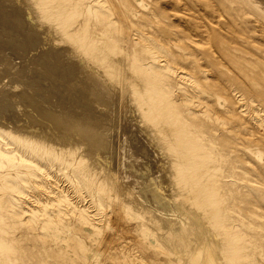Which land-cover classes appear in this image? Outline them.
I'll use <instances>...</instances> for the list:
<instances>
[{
	"label": "rangeland",
	"instance_id": "obj_1",
	"mask_svg": "<svg viewBox=\"0 0 264 264\" xmlns=\"http://www.w3.org/2000/svg\"><path fill=\"white\" fill-rule=\"evenodd\" d=\"M21 1L14 5L16 16L0 20V116L18 112L25 101L21 89L38 91L60 105L58 111L101 116L113 153L99 151L102 171L111 172L103 197L68 177L21 188L17 224L6 220L0 232L10 240L0 264H187L182 226L205 217L211 229L212 200L234 209L230 223L241 225L246 236L233 242L230 232L215 229L229 255L247 264L241 260L246 246L264 264V1L93 0L99 7L94 13L110 21L123 52L121 74L107 87L111 104L103 109L88 99L90 83L79 76L70 44L48 40L27 25ZM80 22L67 34L74 35ZM136 67L142 71L137 79ZM154 74L176 105L178 126L163 116L151 120L163 105L136 101L131 88L146 90L148 83L140 80ZM175 129L183 143L170 141ZM229 139L233 147L227 150ZM202 144L207 149L201 153ZM199 153L195 167L175 180L172 162ZM200 190L213 195L200 196ZM192 195L200 196L196 208Z\"/></svg>",
	"mask_w": 264,
	"mask_h": 264
},
{
	"label": "bare ground",
	"instance_id": "obj_2",
	"mask_svg": "<svg viewBox=\"0 0 264 264\" xmlns=\"http://www.w3.org/2000/svg\"><path fill=\"white\" fill-rule=\"evenodd\" d=\"M17 1L21 0H0L1 21L6 19V16L14 14V12L17 14V9L14 7ZM21 2L26 7L23 9V14L26 17L27 25L33 24V27L39 29L38 31H43L44 36L47 39L49 37L48 40L52 38L55 43L67 42L70 44L68 52L74 57L72 60L80 73L79 76L83 81L90 83V86L87 85L88 99L97 108H108L109 103L111 104L112 94L107 87L110 81L121 74L119 72L122 68L119 66V54L122 51L119 52L117 48V39L110 26V21H106L99 17V14L94 13L97 12L99 7L94 6L93 0H22ZM76 22H80V25L74 35L67 34L66 30L71 28ZM91 27H100L101 29L91 30ZM125 38L130 39L131 36L126 33ZM65 45L67 47L66 43ZM0 53L3 54L4 50L0 49ZM6 65L10 69L11 63L8 60ZM141 73L140 68L136 67L134 73L136 79L141 76ZM126 74L127 76L129 75L127 72ZM145 76L140 82L146 81L148 83L146 90H143L144 88H131L132 92L137 95L136 101L140 105L147 104L154 108L155 106L163 105L159 107L158 113L151 120L155 123L159 117L163 116L164 118L173 119L172 121H175L178 126L180 114L176 110V105L168 100L160 77L155 74L151 78H147V75ZM113 82L115 81L113 80ZM20 93L25 101L23 103L21 101L20 105L16 103L19 105L18 112L0 116V232H4L6 220L14 221L17 224L15 218L18 214L16 202L20 199L21 188L47 184L61 177H68L78 186L83 185L90 190H94L98 197H103L107 179L111 178V175H109L111 172L102 171L101 167L106 168V166H102L99 158L101 149L107 150L110 155L113 153V144L111 145V139L105 134L106 123L101 116L96 115L93 118L91 116L89 119H85L84 115L82 117L79 115L78 117L75 110V112L67 109L58 111L57 108L60 105L55 108V105L50 103L49 96H39L38 91L21 89ZM16 94L14 96H17ZM13 99L16 100L15 97ZM145 112L147 113V111ZM176 129V132L173 131L168 137H171L170 141L172 143L176 141L183 143V140L180 139V133ZM228 141L227 150L233 147L232 140L229 139ZM206 146L207 144H202L197 150L202 153V151L207 149ZM80 150L82 152L79 154L78 151ZM201 153L192 154L193 156H183L182 159L172 162L176 169L175 180L180 181L191 171L193 166L195 167V164L202 158ZM207 154L211 156L209 152ZM208 155L205 156L209 158ZM207 158L205 159L207 160ZM198 195L212 196L213 193H205V191L200 190ZM200 196L192 195L189 199L190 204L195 208L198 206L194 205L196 204L195 201ZM133 202L136 203V201ZM210 205L216 207L214 211L215 217L210 218L211 229L205 225L207 223H204L203 219L205 217L202 219V215L199 216L201 218H197L202 220H196V224L190 222L188 227L182 226L185 231L179 237V240L183 242L181 247L182 254L184 252L189 253L187 264H238V261L229 255L231 252L228 248L229 246L223 245L214 235L215 229L218 228L219 230L230 232L229 238L233 242L245 240L246 236L241 230V225L233 227L230 223L235 211L223 200H212ZM161 211L163 212L164 209ZM198 213L200 215V211ZM189 216H197L196 211ZM150 218L148 217V219ZM168 220H171V218ZM181 224L183 223L181 222ZM164 235L166 234L162 236ZM9 242L10 240L0 236V251L8 247ZM244 248L241 260L244 259L247 264H258L253 255L246 252Z\"/></svg>",
	"mask_w": 264,
	"mask_h": 264
}]
</instances>
